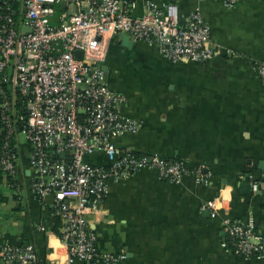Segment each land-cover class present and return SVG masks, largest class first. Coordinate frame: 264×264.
I'll return each instance as SVG.
<instances>
[{
  "label": "crops",
  "instance_id": "0c3cea01",
  "mask_svg": "<svg viewBox=\"0 0 264 264\" xmlns=\"http://www.w3.org/2000/svg\"><path fill=\"white\" fill-rule=\"evenodd\" d=\"M128 1L136 3L131 14L141 17L143 0ZM152 1L176 4L181 23L201 12L216 56L204 64H174L155 45L129 38V46L124 34L116 36L104 66L107 81L127 97L123 113L143 127L115 143L137 154L185 161L211 177L208 185L194 175L172 183L143 170L111 184L101 213L89 218L98 248L124 254L117 264H264L234 255L223 224L225 218L252 222L264 235V83L255 71L264 63V0L235 7L221 0ZM30 154L28 143L20 146L19 189L5 180L15 189L14 199L0 191V241L34 245L44 261L52 247L65 251L38 230L53 226L55 209L52 197L38 201L31 193ZM89 161L107 160L101 155ZM249 175L261 184L258 193ZM218 198L222 203L213 216L203 206ZM4 207L11 212L6 215Z\"/></svg>",
  "mask_w": 264,
  "mask_h": 264
},
{
  "label": "built area",
  "instance_id": "2783aa9c",
  "mask_svg": "<svg viewBox=\"0 0 264 264\" xmlns=\"http://www.w3.org/2000/svg\"><path fill=\"white\" fill-rule=\"evenodd\" d=\"M221 1L235 7L244 0ZM143 4L144 14L135 17L136 3L128 0H0V169L19 189L23 135L31 147V193L38 201L53 198L61 224L59 234L54 224L38 230L65 251L52 247L55 257L43 261L34 245L0 243V264H117L125 255L101 253L89 223L101 213L111 184L143 170L172 183L194 175L209 184L211 175L202 168L193 171L185 161L137 154L115 143L143 127L123 113L127 97L111 89L103 69L116 36L155 45L174 64H204L216 56L201 12L181 23L176 4ZM255 71L264 83V63ZM101 155L106 163L89 161ZM247 179L258 193L261 184L252 175ZM221 203L214 199L203 208L216 216ZM223 224L234 255L264 262V235L252 222L225 218Z\"/></svg>",
  "mask_w": 264,
  "mask_h": 264
},
{
  "label": "rangeland",
  "instance_id": "374dc122",
  "mask_svg": "<svg viewBox=\"0 0 264 264\" xmlns=\"http://www.w3.org/2000/svg\"><path fill=\"white\" fill-rule=\"evenodd\" d=\"M20 142L22 146H25L27 144L23 135L20 136ZM5 180H6V176L2 174V178H0V191L2 192L3 195L10 196L11 200H13L14 199L13 195L16 193L15 189L13 190L10 187L8 188ZM8 212H11V210L10 209L7 210V208L4 207V213H6L7 215Z\"/></svg>",
  "mask_w": 264,
  "mask_h": 264
},
{
  "label": "trees",
  "instance_id": "16d2710c",
  "mask_svg": "<svg viewBox=\"0 0 264 264\" xmlns=\"http://www.w3.org/2000/svg\"><path fill=\"white\" fill-rule=\"evenodd\" d=\"M6 181L11 187L14 188V186H13L14 185V181L10 177H7ZM3 202H4V200H0V205H2ZM60 226H61V224H60L59 218L55 217V222H54V231H55V233L59 234ZM0 243H2V242L0 241Z\"/></svg>",
  "mask_w": 264,
  "mask_h": 264
},
{
  "label": "water",
  "instance_id": "95a60500",
  "mask_svg": "<svg viewBox=\"0 0 264 264\" xmlns=\"http://www.w3.org/2000/svg\"><path fill=\"white\" fill-rule=\"evenodd\" d=\"M62 11H65V8H63ZM123 39H124V42H125L126 45H127V44H128L129 46L131 45V44H130V40H129V36L125 35ZM81 56H82V53H81V52H78V53H77V57L80 58ZM103 69L106 71V68H105V67H103ZM0 134H1V131H0ZM64 155H65V154H63V157H64ZM26 246H27V244H26Z\"/></svg>",
  "mask_w": 264,
  "mask_h": 264
}]
</instances>
